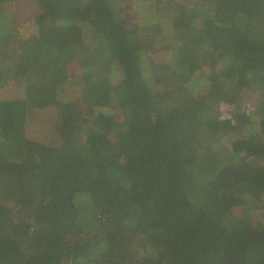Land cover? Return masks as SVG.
Instances as JSON below:
<instances>
[{
	"label": "trees",
	"instance_id": "trees-1",
	"mask_svg": "<svg viewBox=\"0 0 264 264\" xmlns=\"http://www.w3.org/2000/svg\"><path fill=\"white\" fill-rule=\"evenodd\" d=\"M6 86L0 264H264V0H0Z\"/></svg>",
	"mask_w": 264,
	"mask_h": 264
},
{
	"label": "rangeland",
	"instance_id": "rangeland-1",
	"mask_svg": "<svg viewBox=\"0 0 264 264\" xmlns=\"http://www.w3.org/2000/svg\"><path fill=\"white\" fill-rule=\"evenodd\" d=\"M140 26H141V29H142L143 26L142 25H140ZM17 94H18V88L16 89L14 86H12V87H7L6 86V87L0 89V100L10 99L12 97L17 96ZM255 110L256 111H262L263 112L264 111V101H261V102L257 103ZM53 117L55 118L54 114H53ZM51 118H52V116L50 117V114H48V116L45 117V118H43V119L46 120V121H49ZM37 132L38 131L36 129H34L33 131L31 130V133L30 134L33 135L34 137H37V138H47L45 134H44V136H41Z\"/></svg>",
	"mask_w": 264,
	"mask_h": 264
}]
</instances>
